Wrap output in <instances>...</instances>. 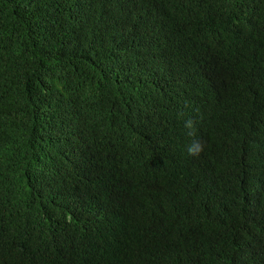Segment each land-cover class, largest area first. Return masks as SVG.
I'll use <instances>...</instances> for the list:
<instances>
[{"label": "trees", "instance_id": "obj_1", "mask_svg": "<svg viewBox=\"0 0 264 264\" xmlns=\"http://www.w3.org/2000/svg\"><path fill=\"white\" fill-rule=\"evenodd\" d=\"M0 264H264V0H0Z\"/></svg>", "mask_w": 264, "mask_h": 264}, {"label": "clouds", "instance_id": "obj_2", "mask_svg": "<svg viewBox=\"0 0 264 264\" xmlns=\"http://www.w3.org/2000/svg\"><path fill=\"white\" fill-rule=\"evenodd\" d=\"M189 151H190V152H192V149H191V148H189Z\"/></svg>", "mask_w": 264, "mask_h": 264}]
</instances>
